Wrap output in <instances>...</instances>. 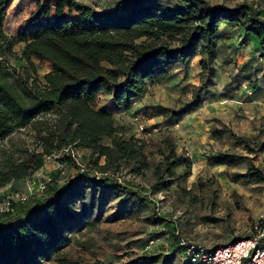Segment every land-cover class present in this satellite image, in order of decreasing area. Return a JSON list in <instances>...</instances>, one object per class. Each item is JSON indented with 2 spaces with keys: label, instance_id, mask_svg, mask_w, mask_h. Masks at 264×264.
<instances>
[{
  "label": "rangeland",
  "instance_id": "1",
  "mask_svg": "<svg viewBox=\"0 0 264 264\" xmlns=\"http://www.w3.org/2000/svg\"><path fill=\"white\" fill-rule=\"evenodd\" d=\"M37 1L11 0L3 18L7 36H14ZM79 1L104 12L113 10L116 2ZM137 1L177 7L175 0ZM207 1L228 7L251 4L264 18V0ZM135 3L128 0L124 7ZM217 29L220 38L211 56L202 55L195 45L186 66L171 67V78L149 85L141 97L129 100L128 108L124 96L115 89L97 97L96 110L114 116L121 138L141 143L148 169L134 174L124 166L113 175L102 174L91 164L88 150L73 148L76 161L44 162L31 177L0 188L1 211L10 193L28 194L34 182L52 178L44 193L32 190L26 206L14 205L10 213L23 218L24 210L42 202L52 187L62 192L71 187L72 194L64 193L60 199L70 218L57 230L67 243L43 250L48 256L39 264H181L172 255L176 238L222 246L250 237L256 226L264 225V182L246 176L251 167L264 174V58L260 57V40L245 37L242 28L224 23ZM20 47H13V51L18 53ZM4 55L0 52V60H5L14 69L15 80L21 81L26 76L25 63ZM34 65L40 80L51 70L48 62L34 60ZM196 94L200 101L180 113ZM35 142L30 129L18 130L2 141L1 151L17 157L20 150L38 149ZM101 143L109 145L107 139ZM217 153L244 158L235 162L207 158ZM0 154L1 161L4 153ZM167 157L169 162L174 157L180 161L172 167V175L163 173L157 178L155 168L163 169ZM104 163V158L98 160L99 166ZM104 175L112 176L107 179ZM43 213V207L36 212L39 217ZM4 215L0 212V222Z\"/></svg>",
  "mask_w": 264,
  "mask_h": 264
},
{
  "label": "trees",
  "instance_id": "2",
  "mask_svg": "<svg viewBox=\"0 0 264 264\" xmlns=\"http://www.w3.org/2000/svg\"><path fill=\"white\" fill-rule=\"evenodd\" d=\"M127 1L116 0L115 8L104 12L79 0H38L14 36H7L3 18L11 0H0V52L24 62L26 73L16 81L14 69L0 60V153H4L0 188L31 177L44 165L46 156L69 146L88 150L91 164L102 174L113 175L124 166L134 174L148 169L141 143L121 138L114 116L96 110L97 97L115 89L128 108L129 100L141 97L149 85L171 78V67L186 66L195 45L202 55L211 56L221 23L242 28L245 37L260 40V57L264 58V18L251 4L228 7L207 0H175L177 7L171 9L136 0L135 6L125 8ZM17 46H21L18 53L13 51ZM34 60L50 65L42 80ZM199 101L196 94L180 113ZM25 129L32 131L38 149L20 150L17 157L1 151L5 138ZM103 139L109 145H103ZM100 158L105 161L102 166L98 165ZM207 158L235 162L244 157L217 153ZM68 159L63 155L59 161ZM166 160L163 169L156 166L157 178L163 173L172 175L180 158ZM246 176L264 182V174L256 168L251 167ZM64 193L72 194L71 187L65 192L52 187L42 202L24 210L23 218L4 213L0 264H39L48 256L43 250L67 243L57 234L70 218L67 206L60 202ZM42 207L44 213L39 217L36 212ZM179 249L176 238L172 255Z\"/></svg>",
  "mask_w": 264,
  "mask_h": 264
},
{
  "label": "built area",
  "instance_id": "3",
  "mask_svg": "<svg viewBox=\"0 0 264 264\" xmlns=\"http://www.w3.org/2000/svg\"><path fill=\"white\" fill-rule=\"evenodd\" d=\"M63 155L76 161V154L70 146L46 156L44 161L56 162ZM61 174L64 172L62 171ZM51 181L52 178L46 177L34 182L33 186L28 187V194L10 193L4 198V205L0 212H12L15 204L25 206L29 202V196L33 194L32 190L35 193H44ZM179 247L180 249L173 255L179 258L181 264H264V225L256 226L252 236L227 245L208 247L201 243L179 240Z\"/></svg>",
  "mask_w": 264,
  "mask_h": 264
},
{
  "label": "crops",
  "instance_id": "4",
  "mask_svg": "<svg viewBox=\"0 0 264 264\" xmlns=\"http://www.w3.org/2000/svg\"><path fill=\"white\" fill-rule=\"evenodd\" d=\"M104 112H106V111H104ZM107 113H109V112H107Z\"/></svg>",
  "mask_w": 264,
  "mask_h": 264
}]
</instances>
